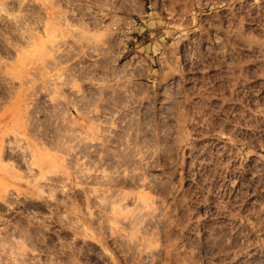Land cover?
<instances>
[{
    "label": "rangeland",
    "instance_id": "rangeland-1",
    "mask_svg": "<svg viewBox=\"0 0 264 264\" xmlns=\"http://www.w3.org/2000/svg\"><path fill=\"white\" fill-rule=\"evenodd\" d=\"M0 167V264H264V0H0Z\"/></svg>",
    "mask_w": 264,
    "mask_h": 264
},
{
    "label": "bare ground",
    "instance_id": "bare-ground-1",
    "mask_svg": "<svg viewBox=\"0 0 264 264\" xmlns=\"http://www.w3.org/2000/svg\"><path fill=\"white\" fill-rule=\"evenodd\" d=\"M1 166H2V168L6 169V170L9 169V170H7V171H10V170H11L12 172H14V169H15V168L13 169L12 165H10V168H6L8 165H5V166H4V164H2ZM0 168H1V167H0ZM2 168H1V169H2ZM6 170H4V171H6ZM11 171H10V172H11ZM12 172H11V173H12ZM4 173H6V172H4ZM12 174H13V173H12ZM12 174H11V175H12ZM11 175H10V176H11ZM12 176H13V175H12ZM0 178H2V177H0Z\"/></svg>",
    "mask_w": 264,
    "mask_h": 264
}]
</instances>
